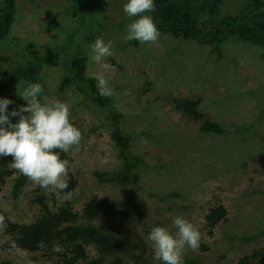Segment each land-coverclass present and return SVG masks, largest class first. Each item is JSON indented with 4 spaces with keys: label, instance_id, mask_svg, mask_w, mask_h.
<instances>
[{
    "label": "rangeland",
    "instance_id": "rangeland-1",
    "mask_svg": "<svg viewBox=\"0 0 264 264\" xmlns=\"http://www.w3.org/2000/svg\"><path fill=\"white\" fill-rule=\"evenodd\" d=\"M244 1L222 0L220 12L233 13ZM124 2L92 0L98 23L104 22L94 30L106 42L111 41L112 55L102 62L106 68L89 61L86 73L105 75L113 88L112 107L121 113L120 126L133 136L128 151L139 162L134 169L138 179L131 184L137 188L135 200L146 213L144 227L139 231L145 232L147 240L146 233L155 220L171 228L172 216L181 214L201 234L199 247L186 248L183 257L198 258L204 264H236L243 255L264 246L263 49L251 42L228 39L217 53L208 41L176 38L160 30L155 42L125 41ZM70 3L71 0H15V26L5 40L7 44L0 43V54L9 52L15 55L12 60L20 61L17 52L26 53L28 42L38 49L50 47L48 41L60 42L52 27L65 22L63 9ZM59 61L47 62L41 68V84L50 101L69 105L70 120L82 132L79 149L67 153L69 172L79 195L65 199L73 211L79 212L91 196L120 200L128 186L101 183L94 176L95 170H110L121 163L109 135L107 112L85 100L73 85L59 89ZM0 97L13 101L9 110L26 103L14 85H9ZM185 98L199 99L201 118L217 122L224 131H203L201 120L176 111L172 100ZM15 175L13 172L10 179ZM10 179L0 185V264H56V259L61 262L62 256L55 254L50 259L41 254L31 261L26 251L8 247L11 237L4 232V226L37 220L41 209L36 201L38 195L46 196L51 208L54 203L62 204L59 195L52 200L50 192L30 180L13 198ZM172 192L176 195L170 196ZM216 206L223 207L226 214L210 229L205 216ZM105 221H109L107 213L92 223L101 225ZM85 247L88 260L76 264H85L98 255L92 246ZM152 256L150 253L146 258L151 260ZM125 263L135 264L129 258Z\"/></svg>",
    "mask_w": 264,
    "mask_h": 264
},
{
    "label": "trees",
    "instance_id": "trees-1",
    "mask_svg": "<svg viewBox=\"0 0 264 264\" xmlns=\"http://www.w3.org/2000/svg\"><path fill=\"white\" fill-rule=\"evenodd\" d=\"M221 1L154 0L155 10L151 14L160 31L176 38L196 42L208 41L217 53L220 51V45L228 39L260 45L264 52V0H245L243 6L235 12L223 14L220 12ZM91 2L92 0H71L68 7L63 9L66 13L65 22L61 25L55 23L52 27L59 35L60 42L48 41L50 47L45 49H38L35 44L28 42L26 53L17 52L20 61L12 60L15 55L9 52L0 54V94L9 85L16 87L20 81L41 83V68L47 62L50 64L51 61L59 59L62 66L59 89L73 85L77 93L83 94L85 100L107 112L109 135L117 148L121 163L110 170H95L93 174L101 183L127 185L125 195L120 200L113 201L91 196L77 212L72 210L69 202L62 198V194L59 195L62 204L56 206L54 203L52 208L46 202L47 197L40 194L36 197L41 207L37 220L28 224L8 223L3 229L11 237V241H7L8 247L26 251L30 254L31 261H36L41 254L47 259L55 254L62 256L61 262L55 260L56 264H76L80 260H88L85 249L88 245L95 248L98 255L85 264H101L106 261L107 264H126L127 258L135 264H152V259L146 258V255L153 253L151 246L145 240V232L139 231L144 227L146 213L135 200L137 188L131 184L138 179L134 169L139 162L136 157L130 156L128 151L133 136L122 130L121 113L112 107V96H100L96 81L86 73L89 66L86 46L99 37L94 28L104 24L98 23L99 16L91 7ZM16 12L15 0H0V43L9 38V33L15 26ZM127 22L125 18L124 24ZM117 25L119 26V22ZM2 44H7V41ZM172 101L174 109L180 114L201 120V130L215 133L224 131L217 122L201 118L197 109L199 99ZM10 119L14 122L17 117ZM62 157L69 160L67 154L62 153ZM11 159V156L0 157V185L15 172L16 175L11 177L10 181L12 180L11 195L16 198L28 178L8 167ZM71 174L69 172L65 192L75 187V178ZM50 193L51 199L55 200L57 194ZM175 195V192L170 194ZM106 213L109 219L105 221L107 223H92L98 216ZM225 214L221 206L210 208L205 216L206 225L212 229ZM155 225L160 223L155 220L153 226ZM262 235L264 236V228ZM107 257H111V260H106ZM183 259L184 264H204L198 258ZM263 260L264 246L243 255L236 264H262Z\"/></svg>",
    "mask_w": 264,
    "mask_h": 264
},
{
    "label": "clouds",
    "instance_id": "clouds-1",
    "mask_svg": "<svg viewBox=\"0 0 264 264\" xmlns=\"http://www.w3.org/2000/svg\"><path fill=\"white\" fill-rule=\"evenodd\" d=\"M122 10L128 20L125 41L145 44L158 39L160 32L151 14L155 10L154 0H125ZM89 48V61L106 68L102 62L112 55L111 41L97 37ZM92 79L96 81L100 96L113 94V88L102 72L95 73ZM16 93L26 103L11 110L8 106L13 101L0 97V157L11 156L8 167L46 193L62 194L63 199L78 196V189L65 192L71 165L62 153L77 151L82 139L81 130L70 120L69 105L60 100L50 101L38 81H20L16 84ZM11 117L17 119L13 122ZM146 239L153 252V264H184L185 249H197L201 234L185 216L176 214L171 218V228L155 225L148 231Z\"/></svg>",
    "mask_w": 264,
    "mask_h": 264
}]
</instances>
